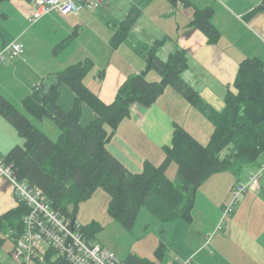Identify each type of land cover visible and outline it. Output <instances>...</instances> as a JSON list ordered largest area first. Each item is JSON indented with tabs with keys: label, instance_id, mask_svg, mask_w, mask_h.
Listing matches in <instances>:
<instances>
[{
	"label": "trees",
	"instance_id": "trees-1",
	"mask_svg": "<svg viewBox=\"0 0 264 264\" xmlns=\"http://www.w3.org/2000/svg\"><path fill=\"white\" fill-rule=\"evenodd\" d=\"M6 1L10 0H0V4ZM262 7L264 5L259 6ZM138 14L137 8L131 10L112 37L114 46L126 38ZM213 15L211 8H197L191 21L211 43L220 37ZM6 16V11L0 8V19ZM161 44L163 40H158L139 50L147 61L146 69L129 76L112 103H105L86 84L85 77L93 67V61L87 58L53 73L59 85L66 83L75 93L70 108L65 109L58 103L59 85L46 98L41 96L40 86L27 95L24 106L29 113L38 118L48 116L59 126L61 132L57 140L39 129L0 93V113L13 123L24 139L23 144L14 146L0 159L11 166L20 181L43 190L52 207L71 219L77 218L81 202L103 188L110 195L109 214L127 228L134 226L143 206L163 221L191 220L198 188L209 177L232 171L239 182L264 163V61L259 57H247L240 62L235 89L226 91L225 105L217 109L203 100L198 90L184 79L182 73L190 62L187 50L177 48L163 60L156 53ZM151 70L157 71L161 78L149 80L147 73ZM170 85L205 114L213 124V131L207 143H203L177 123L172 142L164 146L162 162L157 165L146 159L141 171H132L109 149L108 143L121 120L130 115L131 104L138 102L149 106ZM85 104L96 116L83 125ZM172 162L178 166L175 180L167 175ZM17 201L15 207L0 215V244L7 238L15 243L24 231V217L29 207L18 196ZM84 230L89 238L93 235L90 227L84 226ZM161 248L162 245L156 250L158 259L162 257ZM124 261L159 264L135 253H129ZM40 263L70 264L53 248L47 250L45 262Z\"/></svg>",
	"mask_w": 264,
	"mask_h": 264
},
{
	"label": "crops",
	"instance_id": "crops-1",
	"mask_svg": "<svg viewBox=\"0 0 264 264\" xmlns=\"http://www.w3.org/2000/svg\"><path fill=\"white\" fill-rule=\"evenodd\" d=\"M10 3L18 12L10 15L8 11L1 8L6 11L7 16L0 19V48L14 40H19L23 42L26 49L24 39L31 34L35 37L31 46L34 49L33 57L36 62L43 63L42 56L45 60H52L45 67L50 70L42 75L41 80L38 76L43 73L30 62L29 51L27 53L29 58L25 55V50L22 56L9 59L8 61L13 60V62H9L7 66L5 62L8 61L0 63V86L4 87L6 82L10 83L9 93L13 91L16 93V101L1 87L0 93L18 109H21V105L17 104L18 101H20L19 104L23 103V98L40 86L45 76L61 70L62 65H55V61L53 62L59 58L69 59L71 56L75 58L83 56L79 61L86 58L92 60L93 69L91 75L89 74L91 88L99 93L103 101L111 103L119 87L129 75L141 73L146 69L147 61L139 50L144 46L155 44L158 40H163V44L156 49L157 55L166 60L176 47L187 50L190 62L189 67L182 73L184 79L198 90L203 100L217 109L224 107L226 91L235 89L234 81L240 62L247 57H259L264 61V7L259 8L264 5V0H102L101 5L94 10L85 8L78 14L69 15L51 12L35 22L31 21L34 12V4L31 1L11 0ZM133 8H137L139 12L138 18L131 26L126 38L114 46L112 37L121 28L122 22ZM197 8L214 10L213 22L220 31V37L215 43H211L203 31L191 25ZM117 15L122 17H117ZM45 27L47 36L42 31ZM69 37L71 39L67 42ZM72 43H78L80 51L77 50V53L70 55L72 51L70 50V56L65 57L64 53L72 49ZM36 44L46 45L44 50H38L39 46ZM124 47H129L131 50L125 51ZM106 53L109 55H105ZM113 59H117L121 65ZM99 60H104V66ZM153 71L147 73L148 79L159 80L161 75L156 71L160 75L156 79L157 76L154 78ZM151 72L153 73L152 79L149 78ZM169 87L171 86H168L161 96L167 94ZM21 92L24 93L21 99H18ZM178 93L182 97H179L180 106L183 105L188 111L183 114L185 122H188L189 113L194 114L196 110L179 91ZM74 99V91L68 85L61 84L58 103L68 109L72 106ZM162 99L164 98L159 97L156 102ZM167 101L164 99V102ZM150 107L140 104L137 107L138 116L132 114L129 119L138 122L141 117L145 118L144 122H154L163 116L171 122L165 128L167 132H164L165 137L159 141L158 148L162 153L164 146L170 144L173 138L174 124H177V119L169 115L170 112L166 105L162 104V109L161 107ZM24 114L27 116L26 113ZM93 114L95 117L96 114ZM156 124L155 132L148 130L154 138L162 133V126L159 123ZM0 125L4 126L0 130V157H2L14 146L23 144L24 139L19 135L13 123L1 113ZM181 126L189 131L184 121ZM138 130L139 127L135 129L136 132ZM212 131L213 124L212 130L209 131L210 135ZM138 133L137 136H139ZM7 135L12 136L9 138ZM115 137L116 134L112 136L108 147L132 171L136 172L135 167L142 166L146 159L150 160V153L146 150L141 154L139 152L135 163H129L130 159H127L128 162L126 157L119 154V150L126 152L127 147L120 142L112 146ZM147 146V149L151 147L150 142ZM235 183L231 185L228 201L226 193L223 199L214 201L211 205L198 204L199 192L197 191L191 211V220L163 221L150 212L143 220L144 224L141 228L143 235L152 239V247L156 248L154 252L162 245V257L158 259L155 254L156 258L151 260L158 261L159 264H183L185 262H188L187 264H264V176L258 189L241 194L234 211L224 216L223 212L232 199ZM17 204L13 185L7 177L0 175V215ZM80 221L83 223L82 220ZM149 221L151 224L154 222V228L151 227ZM83 225L90 227L89 232L93 234L94 224H92L93 227L91 224L83 223ZM149 229H151V234ZM214 230L216 232L208 240L207 234ZM93 236L90 235V238L93 239ZM129 253L138 254L137 252Z\"/></svg>",
	"mask_w": 264,
	"mask_h": 264
},
{
	"label": "rangeland",
	"instance_id": "rangeland-1",
	"mask_svg": "<svg viewBox=\"0 0 264 264\" xmlns=\"http://www.w3.org/2000/svg\"><path fill=\"white\" fill-rule=\"evenodd\" d=\"M10 2H11V0L4 2L5 4L1 3L0 8L8 11L11 15L12 13L18 12V11L16 10V8L13 5H11L12 3H10ZM100 5H101V2H100ZM110 10L112 11V7L110 8ZM119 15H117V17H122ZM42 31L45 33L44 35L47 36V28L45 27ZM34 39H35V37L31 34L28 35L24 39V41H26V49H25L26 54L25 55H27L28 51L30 52V54H31V60L29 59L30 62L34 66H36L40 71H42V73H43V74H40V76H38L39 80H41L43 77L42 75H44L46 73V71L50 70V68L47 70V69H45V67L48 65L47 63L51 62L52 60H50V59L45 60V58L42 56V59L44 60V62L43 63L40 61L36 62L35 58L33 57L34 56L33 55L34 49H33V46H31L32 40H34ZM36 45L39 46V48H38V50H39V49H43L46 44H36ZM176 49H177V47H176ZM70 50H72L70 55L75 54L78 51H80V46L78 45V43H74L72 45V49H69L68 52L66 51L64 53L65 57H67L69 55ZM123 50L129 51V50H131V48L124 47ZM35 52H37V50ZM105 52H106V50H105ZM36 54H39V53H36ZM105 55L108 56L109 53H106ZM27 57L29 58L28 55H27ZM81 58H83V56L78 57V58L71 56V57H69V59L59 58L58 60H53V62L55 61V65L61 64L62 66L60 69L62 70L70 64H74V63L79 62V60ZM70 59H75V60H70ZM83 60H85V59H83ZM99 61H101V63L104 66V60H99ZM113 61L116 62L118 65H121L117 59H113ZM9 62H13V60L5 62L6 63L5 65L7 66ZM92 69H93V67L90 69V71L88 72V74L85 77V82L89 87H92V83L90 81L91 76H89V74L91 75ZM153 73L155 74L154 78L156 76H157L156 79L160 77V75L156 71H153ZM153 73L152 72L150 73L149 78L152 79ZM129 76H131V75H129ZM31 77H32V75H31ZM61 84H66V83H61ZM8 85H10V83L6 82L4 87H2V86H0V87L2 88L3 91H5V93H7V95L11 96V98L13 100L15 99L14 101H16V97H17L16 93L14 91L12 93H9V86ZM16 86H17V84H16ZM96 89H99V87H96ZM58 90H59V88H58ZM23 93L24 92H21L19 94L18 99H21ZM163 94H161V95H163ZM175 94H176V96H175ZM161 95L159 96L160 98H164L166 101L167 100L168 101L164 102V99H162L161 101L156 102L157 101L156 100L153 104H151L149 106L159 108L162 106V104L166 105L167 109L170 112L169 115L172 116L173 118H176L178 124L180 123V125H183V121H184L185 125H187L189 127V131L195 137L200 139L201 142L207 143V141L209 140L208 136L210 135L209 131L212 130V123L205 116V114L200 109L196 108L193 105L196 111L194 112V114L189 113L188 122H185L183 114L185 112L188 113V111L186 110V108H184L183 105L180 106L179 97L180 98H182V97L178 93V91H176V89L173 86H171V87H169L166 95H164V96H161ZM114 100L115 99H113V101ZM183 100L184 99H182V101ZM19 103H20V101H18V103H17L18 105H21L20 106L21 109L20 108L19 109L22 110V112L26 113L28 118L39 129H41L44 132H47L52 139H54V140L58 139L61 130H60L59 126L53 121V119H51L48 116H44L43 118H38L35 115L29 113V111L24 106V102L21 104H19ZM105 103H107V102H105ZM139 105H140V103H138V102H134L133 104H131L129 116H131L132 114H134V115L137 114L136 116H138L137 107ZM191 106H192V104H191ZM161 109H162V107H161ZM138 112H139V108H138ZM93 113H95L93 111V109H91L87 104H85L84 105V113H83V116L81 119V123L83 125L87 124L88 121H90V119H92V117H94ZM140 113H141V110H140ZM148 115H149V113H148ZM129 116H126L125 118H123L121 120V122L118 124V126L115 130V134H116V137L114 139L115 141L113 140L114 142L112 143V146H114V144L117 142H120L122 145H125L127 147V149H126L127 151L125 152L124 150H121V151L119 150V154L122 155L124 158L126 157L125 158L126 160L130 159L129 160L130 162L128 160L127 161L131 164L135 163L137 161V158L139 156V152L141 154V152H146V150H147V153H150L149 154L150 160L157 165L160 164L162 162L163 157H164V150L161 153L160 148H158L159 141L162 140L163 137H165V134H164V132H166L165 128H167L171 122L163 116H160V118L158 120H154V122L153 121L144 122L143 119H145V118L142 119L141 117H139L138 122H136L134 119H129ZM155 122L159 123L162 126V133H159L154 138V136L152 134L148 133V130L150 129V131L152 133L156 131L157 124ZM174 126H175V124H174ZM3 127H4L3 125H0V130H2ZM137 127H139V130L137 131V132H139L138 133L139 136H137V132L135 131V129ZM108 128L111 130V128L109 126H108ZM115 134H114V136H115ZM7 136L10 138V136H12V135H7ZM6 140H8V138ZM149 142L151 144V147H149V149H147L148 148L147 145ZM171 142H172V140H171ZM152 143H154V144H152ZM142 166L140 165L139 166L140 168L135 167L136 172L141 171L140 169H142ZM177 172H178L177 163L172 162L170 164L168 170H167V175L172 180H175L176 176H177ZM262 179L260 181L259 186L261 185ZM237 180H238L237 175H235L234 172H232V171H223V172H218V173L213 174L211 177L208 178V180L206 181V183H204V185L202 184L203 186L201 185L202 187L200 186L198 188V192H199V198L197 197L198 204L211 205L214 201L223 199L226 193H227V201H228L230 198L229 191H231L230 190L231 185L234 182H236L235 183V185H236L238 183ZM259 186H255L251 190L258 189ZM109 201H110V195L103 188H98L91 198L81 202L79 205V208H78L77 213H76L77 217L80 220H82L84 224H88V225L94 224L95 225L94 230H92L93 235H94L93 239L98 241V242H101V244H104L105 247L115 251V253L118 255V257L122 260H125L127 258L129 252H137L139 255L145 256L146 258H149V259L156 258V256H154L156 254V252H154L156 248L152 247V242H151L152 239L145 237V235H143L144 232L141 229L143 227V224H144L143 220H145V218L148 216V214H150V212H152V211L149 208H147V206H143L141 208L142 210H140L141 211L140 214H138L139 216H137L138 218L135 221L136 224L134 225V227L127 228L118 219H115L114 217H112L109 214V211H108ZM237 207L239 208V205H237ZM206 208H207V206H206ZM197 210H198V208H197ZM196 222L198 223V219H196ZM150 225L152 228L155 227L154 222H152V224L150 222ZM150 230L151 229H149V232H150ZM150 234H151V232H150ZM155 236L159 237L158 234H155ZM154 244L156 245V247H158V245L155 242H154ZM155 245H154V247H155ZM14 247H15V243H14L13 239H11V238H7L3 244H0V261L2 264H12V262H13L12 252L14 250ZM35 256H36L35 260L32 262V264H41L40 262H42L43 259H41L38 255H35ZM44 261H45V259H44ZM185 263L187 264L188 262H185Z\"/></svg>",
	"mask_w": 264,
	"mask_h": 264
},
{
	"label": "built area",
	"instance_id": "built-area-1",
	"mask_svg": "<svg viewBox=\"0 0 264 264\" xmlns=\"http://www.w3.org/2000/svg\"><path fill=\"white\" fill-rule=\"evenodd\" d=\"M34 12L31 21L58 12L62 15L78 14L88 8L97 9L101 0H32ZM25 45L14 40L0 48V63L24 54ZM0 175L8 178L16 197L26 201L29 211L24 217V231L17 238L12 252V264H32L35 255L45 262L46 252L53 248L57 255L70 264H128L111 249L89 238L83 223L71 219L53 208L47 195L38 187L20 181L10 165L0 159ZM264 176V163L251 170L245 180L239 181L232 190V199L224 209V216L235 209L241 194L259 186ZM221 227V226H220ZM207 234L208 240L213 233ZM37 252V253H36ZM186 264V263H183Z\"/></svg>",
	"mask_w": 264,
	"mask_h": 264
},
{
	"label": "water",
	"instance_id": "water-1",
	"mask_svg": "<svg viewBox=\"0 0 264 264\" xmlns=\"http://www.w3.org/2000/svg\"><path fill=\"white\" fill-rule=\"evenodd\" d=\"M58 85L59 79L55 74L47 75L40 85L41 96L44 98L48 97Z\"/></svg>",
	"mask_w": 264,
	"mask_h": 264
}]
</instances>
